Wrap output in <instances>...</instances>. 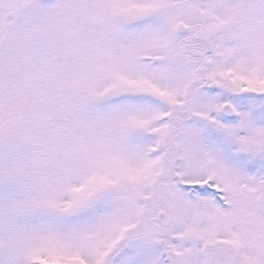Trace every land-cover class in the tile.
Here are the masks:
<instances>
[{
    "label": "snow or ice",
    "instance_id": "snow-or-ice-1",
    "mask_svg": "<svg viewBox=\"0 0 264 264\" xmlns=\"http://www.w3.org/2000/svg\"><path fill=\"white\" fill-rule=\"evenodd\" d=\"M0 264H264V0H0Z\"/></svg>",
    "mask_w": 264,
    "mask_h": 264
}]
</instances>
